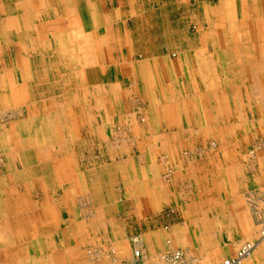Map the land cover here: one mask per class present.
<instances>
[{
  "label": "rangeland",
  "instance_id": "rangeland-1",
  "mask_svg": "<svg viewBox=\"0 0 264 264\" xmlns=\"http://www.w3.org/2000/svg\"><path fill=\"white\" fill-rule=\"evenodd\" d=\"M258 1L129 0L137 15L130 29L146 47L153 49L154 42L162 48L146 54L160 57L162 64L143 65L144 81L131 89L133 81H126L123 91H114L106 84L105 69L86 67L96 54L90 51L95 43L70 36L77 32L75 22L55 20L65 17L61 7L55 12L46 2L0 0V186L31 200L27 191L33 178L36 190L43 178L51 197L66 201L71 211L62 213L60 232L51 235L67 237L64 264H126L140 247L147 258L181 250L203 264H219L244 242L259 239L257 216H264V0ZM76 55L84 58L81 65L72 63ZM175 112L185 131L183 145L196 143L180 150L186 172L165 179L171 166L165 157L161 176L144 185L146 195L160 194L153 198L161 201L160 213H138L151 217L149 223L127 228L136 233L130 235L132 246L117 242L128 211L122 182L112 178V165H104L98 137L108 140L112 132V138L120 139L117 133L125 126L150 139L158 134L159 118ZM44 159L54 160L51 169L40 165ZM79 169L80 180L75 175ZM147 177L152 179L151 173ZM2 203L14 204L7 195ZM175 223L176 238L167 235ZM147 229L165 234L164 251L148 249L140 237Z\"/></svg>",
  "mask_w": 264,
  "mask_h": 264
},
{
  "label": "crops",
  "instance_id": "crops-1",
  "mask_svg": "<svg viewBox=\"0 0 264 264\" xmlns=\"http://www.w3.org/2000/svg\"><path fill=\"white\" fill-rule=\"evenodd\" d=\"M39 1L46 2L49 6H55V12H58L60 7L62 8V13L65 14V17H55V20L58 22L65 20L66 23L69 21L75 22L77 32L75 34L70 33V31L67 33H70V36L76 35L90 38V45L94 46L93 43H95L94 48L90 50L91 54L96 53L97 48L100 49L101 57L95 59L93 54L90 64L86 67L90 69H105L106 84L110 87L114 86V91H123V85L126 81H133L130 89L136 86L138 82L144 81V73L140 71L143 65L148 64L145 66L146 68L158 67L162 64L160 57L146 55L151 50H153V54L156 52L160 53L162 48L158 46L156 49L154 42H150L153 49L146 47L147 42L143 38H139L140 34L136 30L133 32L130 29V23L137 22V19H133L137 15L135 10L131 9L129 0ZM39 1L29 0L33 5H36L35 2L38 3ZM41 9L43 12L44 8ZM44 24L41 26L42 29L46 28ZM137 57L144 58L138 61ZM205 116L208 117L209 114H205ZM178 118L176 112L170 115H163L157 123L158 134L150 139L148 137L144 138L140 129L137 130L139 132L135 133L130 127L125 126H122L117 133L120 139L112 138V132L108 140H102L98 137L99 145L97 148L103 150L102 157H104L105 162L110 161V164L104 163V165H112V175H115L112 178L122 182V196L126 200L124 201L125 209L128 211L126 213L128 221L125 223L126 225H122V232L121 230L118 231L119 236L117 238H119V241L117 242H127L129 246H132L130 235L136 233L127 231V228L131 230L134 225L140 227L149 223L147 220L151 217L142 218L138 213H149L150 211L153 214L160 213L161 201L155 202L156 200H153V198H158L160 194L155 190L146 195V186L144 187V185L146 181H156L161 176L163 165L167 163L166 158L168 163H171V166L168 167L172 169V178H176L180 172L185 171L182 167L184 160L179 158L180 150L182 147H191L196 145V143L193 141L186 144V146L183 145L185 131L183 132L182 121ZM167 126L170 128L176 127V129L166 131ZM193 138L195 139V136ZM160 156H162V159L159 160ZM52 161L54 160L44 159L39 162H41L40 165H44V169H49V165L53 164ZM39 162H37V165ZM57 162L59 163V161ZM135 166H138V168L135 169ZM58 167L59 172L65 174L64 165L59 163ZM34 169L35 167L33 166L32 171ZM96 169L98 168L89 169V174L92 176L90 177L91 179L94 178L93 175L96 174ZM149 173H151L152 179L147 177ZM183 174L186 175L187 173ZM75 175L80 180L83 172L79 169L78 173L75 172ZM33 181L34 178L32 180V188L27 191L30 193L31 200L27 196L19 198L20 194L17 189L0 186V264H64L65 262L66 238H56L51 237V235L54 232L56 234L60 232L62 213L64 211L70 212L71 210L66 209L67 204L63 198L53 199L51 197L47 190V185H43V178V188L41 187L39 190H36L37 188ZM3 195L13 199L14 204L2 203ZM34 195H36L37 200H33ZM146 197H148L149 206L146 205ZM50 220H53V224H51ZM178 232L179 228H177L175 223L171 225L170 233L167 235L176 238ZM164 235L160 230L150 229L140 233V237H143L146 244H149L147 245L148 249H153L155 252H162L166 249ZM253 263L264 264V240L258 243L250 257L246 258L241 264Z\"/></svg>",
  "mask_w": 264,
  "mask_h": 264
},
{
  "label": "built area",
  "instance_id": "built-area-1",
  "mask_svg": "<svg viewBox=\"0 0 264 264\" xmlns=\"http://www.w3.org/2000/svg\"><path fill=\"white\" fill-rule=\"evenodd\" d=\"M166 171L169 175L165 173V178L169 179L172 170L167 166ZM257 226L259 228V239L255 242H244L233 257L227 258L219 264H241L246 258H248L260 240L264 239V216H257ZM133 243L136 245L138 242L137 240H133ZM131 256V260L126 264H203L199 259L189 257L181 250H170L166 253L156 255L153 258H147L140 247L135 248Z\"/></svg>",
  "mask_w": 264,
  "mask_h": 264
},
{
  "label": "bare ground",
  "instance_id": "bare-ground-1",
  "mask_svg": "<svg viewBox=\"0 0 264 264\" xmlns=\"http://www.w3.org/2000/svg\"><path fill=\"white\" fill-rule=\"evenodd\" d=\"M256 1H258V0H256ZM259 2V1H258ZM228 3H229V1H228ZM258 4V3H257ZM80 5V4H79ZM229 5V4H228ZM82 6V5H81ZM79 7V6H78ZM100 8V7H99ZM229 8V7H228ZM84 9V8H83ZM80 10V9H79ZM78 11V10H77ZM57 12V11H56ZM119 15H121V14H119ZM218 15V14H217ZM216 16V15H215ZM218 16H220V15H218ZM88 17V16H87ZM80 18H81V16H80ZM122 18V17H121ZM218 18V17H217ZM254 20H255V18H254ZM222 21V20H221ZM83 23V22H82ZM222 23V22H221ZM217 26V25H216ZM213 27V26H212ZM100 29H101V27H100ZM107 29H108V27H107ZM215 29V28H214ZM22 35H23V33H22ZM257 37V36H256ZM29 39V38H28ZM115 44V43H114ZM24 45V44H23ZM257 45H258V43H257ZM111 48V47H110ZM258 49H259V45H258ZM114 50V49H113ZM112 50V51H113ZM96 54H95V59L96 58H100L101 57V52H100V49L99 48H97L96 49ZM68 54V56L70 55V53H67ZM214 56V55H213ZM116 57V56H115ZM73 58V61H72V63H79V64H77V65H80L82 62H83V60H84V58L82 57V55H79V56H73L72 57ZM192 60V59H191ZM261 61V60H260ZM11 63V62H10ZM125 63V62H124ZM259 63V62H258ZM253 67H254V65H253ZM236 71V70H235ZM238 71V70H237ZM231 73V72H230ZM96 74V73H95ZM99 74V73H98ZM233 74V73H232ZM135 75H136V73H135ZM96 76V75H95ZM99 76V75H98ZM100 78V77H99ZM197 79V78H196ZM257 79V78H256ZM237 80V79H236ZM138 81V80H137ZM199 81V80H198ZM239 82H241V81H239ZM100 83V82H99ZM141 83V82H140ZM238 84V83H237ZM236 84V85H237ZM252 86V85H251ZM254 86V85H253ZM253 89V88H252ZM251 89V90H252ZM202 90V89H201ZM259 90V89H258ZM256 92V91H255ZM254 92V93H255ZM259 92V91H258ZM255 95V94H254ZM261 95V94H260ZM189 97V96H188ZM123 99V98H122ZM259 99V98H258ZM21 109V108H20ZM64 109V108H63ZM64 112H65V110H63ZM180 111V110H179ZM262 111V110H261ZM13 113V112H12ZM140 113V112H139ZM261 113V112H260ZM1 117V116H0ZM8 119H9V117H8ZM10 120V119H9ZM7 122V121H6ZM9 122V121H8ZM188 129V128H187ZM188 131H190V130H188ZM193 132H192V130H191V134H192ZM120 134V133H119ZM126 134H127V132H126ZM181 135V134H180ZM10 136V135H9ZM112 137V136H111ZM13 138V137H12ZM104 139V138H103ZM17 141V140H16ZM19 150V149H18ZM30 151V150H29ZM22 154V153H21ZM178 154V153H177ZM26 157V156H25ZM33 158V157H32ZM34 161V160H33ZM143 161V160H142ZM48 163V162H47ZM177 164V163H176ZM24 165H26V164H24ZM153 168V167H152ZM51 169V168H50ZM143 198V197H142ZM140 200V199H139ZM244 210V209H243ZM43 214V213H42ZM100 214V213H99ZM101 214H102V212H101ZM93 215V214H92ZM104 222V221H103ZM65 232H67V231H65ZM67 238V237H66ZM250 238V237H249ZM41 240V239H40ZM251 240V239H250ZM262 240H264V239H261V241ZM260 241V242H261ZM43 249V248H42ZM250 257V256H249ZM257 258V257H256ZM251 259V258H250ZM17 262V261H16ZM254 264V263H253Z\"/></svg>",
  "mask_w": 264,
  "mask_h": 264
}]
</instances>
